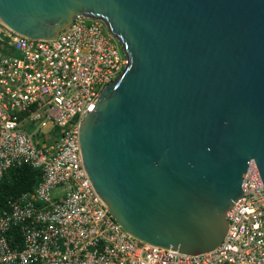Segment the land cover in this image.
Returning a JSON list of instances; mask_svg holds the SVG:
<instances>
[{"label":"water","instance_id":"water-1","mask_svg":"<svg viewBox=\"0 0 264 264\" xmlns=\"http://www.w3.org/2000/svg\"><path fill=\"white\" fill-rule=\"evenodd\" d=\"M78 17L128 60L81 122L95 191L141 243L216 250L252 164L264 183V0H0V23L30 40Z\"/></svg>","mask_w":264,"mask_h":264},{"label":"built area","instance_id":"built-area-1","mask_svg":"<svg viewBox=\"0 0 264 264\" xmlns=\"http://www.w3.org/2000/svg\"><path fill=\"white\" fill-rule=\"evenodd\" d=\"M0 184L30 166L40 179L0 213V264H264V183L255 164L229 231L201 255L144 244L109 213L84 167L79 131L104 86L128 65L99 20L78 17L55 41L30 40L0 23Z\"/></svg>","mask_w":264,"mask_h":264},{"label":"trees","instance_id":"trees-1","mask_svg":"<svg viewBox=\"0 0 264 264\" xmlns=\"http://www.w3.org/2000/svg\"><path fill=\"white\" fill-rule=\"evenodd\" d=\"M6 42V38H0V50L5 52H7ZM39 179V171L30 166L11 169L0 184V213L7 207L9 200L31 191Z\"/></svg>","mask_w":264,"mask_h":264}]
</instances>
